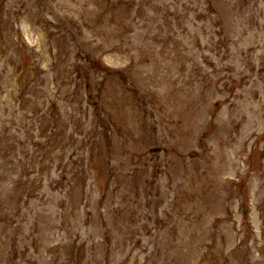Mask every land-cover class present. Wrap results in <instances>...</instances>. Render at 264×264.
Returning <instances> with one entry per match:
<instances>
[{"label": "rangeland", "instance_id": "rangeland-1", "mask_svg": "<svg viewBox=\"0 0 264 264\" xmlns=\"http://www.w3.org/2000/svg\"><path fill=\"white\" fill-rule=\"evenodd\" d=\"M0 264H264V0H0Z\"/></svg>", "mask_w": 264, "mask_h": 264}, {"label": "bare ground", "instance_id": "bare-ground-1", "mask_svg": "<svg viewBox=\"0 0 264 264\" xmlns=\"http://www.w3.org/2000/svg\"><path fill=\"white\" fill-rule=\"evenodd\" d=\"M120 195H121V193H120ZM156 199H160V197H157Z\"/></svg>", "mask_w": 264, "mask_h": 264}]
</instances>
